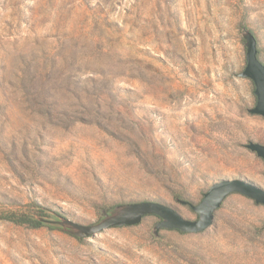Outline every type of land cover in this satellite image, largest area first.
<instances>
[{"label": "rangeland", "instance_id": "374dc122", "mask_svg": "<svg viewBox=\"0 0 264 264\" xmlns=\"http://www.w3.org/2000/svg\"><path fill=\"white\" fill-rule=\"evenodd\" d=\"M243 29L264 63V0H0V209L37 203L93 224L102 208L155 201L196 220L182 200L200 203L215 182L264 188V160L246 146L264 144V116L249 111ZM62 41L114 79L96 109L58 94L48 111L16 90L24 60ZM159 220L82 241L0 221V264H264V204L246 195L230 194L201 232L155 239Z\"/></svg>", "mask_w": 264, "mask_h": 264}, {"label": "water", "instance_id": "95a60500", "mask_svg": "<svg viewBox=\"0 0 264 264\" xmlns=\"http://www.w3.org/2000/svg\"><path fill=\"white\" fill-rule=\"evenodd\" d=\"M241 34L247 49V64L241 75L254 82V92L257 97L256 105L249 111L264 116V63L258 56L257 38L249 29H243ZM76 59L75 69L78 80L95 71L90 63L81 62L77 56ZM113 85L114 79L110 78L109 86ZM246 146L264 160V144L251 141ZM232 193H241L254 199L257 203L264 204V188L248 180L235 178L215 182L205 193L200 203L190 204L198 214L196 220L187 219L172 206L155 201L123 203L109 209L102 208L101 218L93 224H82L59 213L53 218L40 217V219L78 238H84L112 227L137 225L142 222L144 217L155 215L160 220L152 228V233L155 239H161L162 229H177L182 232L204 231L213 224L215 212Z\"/></svg>", "mask_w": 264, "mask_h": 264}, {"label": "trees", "instance_id": "16d2710c", "mask_svg": "<svg viewBox=\"0 0 264 264\" xmlns=\"http://www.w3.org/2000/svg\"><path fill=\"white\" fill-rule=\"evenodd\" d=\"M94 35V34H93ZM64 36V35H63ZM63 36H56L57 41H61ZM98 42L102 40L101 35L94 36ZM109 40V39H107ZM102 45L101 43H97ZM22 59L24 60V55ZM76 55L65 47V41H62L55 47H40L31 54V59L26 61V66L19 68L15 72L16 90H19L21 97L37 100L42 108L51 111L53 102L58 94H69L80 101L83 97L92 99L93 105H81L83 110L96 109L97 101L103 95L112 94L113 87L109 86L110 78L95 69L98 77L77 78ZM95 106V107H94ZM60 109V108H55ZM185 204H191L190 201L182 200ZM58 214L46 206L37 203L24 205H10L0 209V221H8L16 225H25L31 228H39L47 225L40 217L52 218ZM82 241L83 238H78Z\"/></svg>", "mask_w": 264, "mask_h": 264}]
</instances>
